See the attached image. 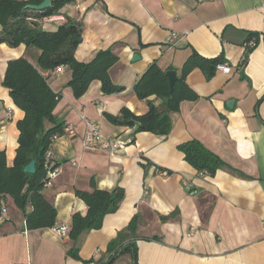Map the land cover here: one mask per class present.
I'll return each instance as SVG.
<instances>
[{
  "label": "crops",
  "instance_id": "1",
  "mask_svg": "<svg viewBox=\"0 0 264 264\" xmlns=\"http://www.w3.org/2000/svg\"><path fill=\"white\" fill-rule=\"evenodd\" d=\"M58 14L65 21L30 20L51 32L67 23L78 27L74 56L79 62L112 49L119 61L110 77L125 91L104 95L101 83L94 81L76 99L67 86L71 73L65 68L52 74L51 88L62 95L55 114L64 127L75 129L73 138L53 145L60 174L43 192L57 211L56 225L29 229L9 199V220L0 225V264H104L109 243L136 216L137 264H264V0H73ZM173 33L179 38L170 47L167 39ZM253 34L259 44L244 65ZM193 52L206 59L223 56L232 72L217 69L207 80L200 69L192 71L187 84L200 98L183 102L172 114L168 136L135 134V127L114 125L106 117L119 116L123 109L142 116L151 104L161 108L156 96L139 99L136 83L153 64L180 76ZM39 55L24 45L0 43V149L9 167L25 114L3 86L5 74L9 62L25 57L37 65ZM82 116L123 148L114 153L84 150ZM193 140L224 162L215 176L199 173L178 149ZM92 181L102 191L122 188L125 199L100 230L83 234L76 258L68 255L74 245L70 235L60 237L54 228H71L74 214L87 215L76 192H92ZM113 264H134L133 253Z\"/></svg>",
  "mask_w": 264,
  "mask_h": 264
},
{
  "label": "trees",
  "instance_id": "2",
  "mask_svg": "<svg viewBox=\"0 0 264 264\" xmlns=\"http://www.w3.org/2000/svg\"><path fill=\"white\" fill-rule=\"evenodd\" d=\"M45 0H0V43H7L13 48L22 45L40 52L37 65L27 58L9 62L3 86L9 91L10 97L25 116L18 123L19 146L12 167L8 166L5 151L0 149V201L13 200L16 208L25 218L29 229L53 228L57 221V211L53 204L44 197V182L46 178L45 155L51 148L52 139L64 132V124L60 123L55 111L62 99L60 93L51 88L53 72L64 67L71 73L68 87L72 89L76 99L82 98L94 81L102 85L104 95L120 94L125 91L122 86L115 85L110 77V70L117 64L119 58L112 49L99 52L92 61L82 63L76 60L74 53L78 43L74 38H80L78 27L67 23L57 31H45L40 24L30 19L42 20L56 15L73 0H51V8L44 12L27 10L28 5H40ZM36 25V26H35ZM257 38L253 34L250 36ZM259 44L257 42L256 47ZM247 47L242 64H246L250 53L256 48ZM227 62L223 56L216 59H206L193 52L184 63L180 76L174 87L173 97L169 95V80L167 71L153 64L136 83L134 91L141 100L156 96L161 100V108L151 104L148 113L135 116L129 110L123 109L119 116H106L117 126L135 127V134L150 132L159 136H168L172 130L173 113L180 110L183 102H195L199 95L187 84V77L195 69H200L211 80L218 66ZM185 160L199 173L211 177L222 169L224 162L201 142L193 140L178 147ZM32 161H36L35 174H27L24 169ZM146 170L147 166L143 165ZM92 192L77 191L76 195L88 207L86 216L77 213L72 217L70 238L74 242L68 255L78 258L80 238L93 230H100L107 215L116 213L125 199L122 188L112 192L97 189L92 181ZM30 208V210H29ZM1 213V210H0ZM171 217V216H170ZM170 217H163L166 221ZM139 228V218L134 217L130 224L108 245L110 255L104 264H113L127 253H133L134 264H137L135 241ZM154 240L157 237L152 238Z\"/></svg>",
  "mask_w": 264,
  "mask_h": 264
},
{
  "label": "built area",
  "instance_id": "3",
  "mask_svg": "<svg viewBox=\"0 0 264 264\" xmlns=\"http://www.w3.org/2000/svg\"><path fill=\"white\" fill-rule=\"evenodd\" d=\"M45 21L53 22V21H65V19L60 16L59 14L46 17L44 18ZM179 36L177 34H171L167 39V44L170 47L175 46V43ZM258 42L257 38H252L248 43L247 47L254 48L256 47ZM65 70L64 67L57 68L53 75L58 76L61 73H63ZM218 70L225 74H230L232 72V68L228 62H225L218 66ZM82 122L84 123L85 130L84 135L82 138V147L84 150H102L107 151L110 153H114L119 151L123 148V144L118 139H107L103 136L101 127L98 123L93 122L89 120L86 116L81 117ZM75 136V129L73 126L69 125L64 128V132L60 136H55L52 139V145L51 148L48 150V152L45 155V170L47 172L46 178L43 180L44 182V188L49 187L52 184V181H54L60 174V169L55 165L54 162V155L52 151V147L55 144L56 141H58L60 138L69 137L73 138ZM204 174V173H203ZM186 187L188 189H191V186L189 183H186ZM192 191V190H191ZM194 193H196L194 191ZM0 225L5 223L7 220H9L8 214V203L5 199H2L0 201ZM54 232L58 234L60 237H68L71 232V228L67 226L62 227H55Z\"/></svg>",
  "mask_w": 264,
  "mask_h": 264
},
{
  "label": "water",
  "instance_id": "4",
  "mask_svg": "<svg viewBox=\"0 0 264 264\" xmlns=\"http://www.w3.org/2000/svg\"><path fill=\"white\" fill-rule=\"evenodd\" d=\"M52 1L51 0H45L40 5H28L26 6L27 10L35 11V12H44L45 10L51 8ZM36 26V25H35ZM80 42L79 37L74 38V43ZM134 59H138V56H135ZM167 77L169 80V95L173 97L174 93V87L178 80L177 72L174 70H170L167 72ZM234 106V101H230L228 103V107L232 109ZM25 173L27 174H35L36 172V161H32L26 168L24 169Z\"/></svg>",
  "mask_w": 264,
  "mask_h": 264
},
{
  "label": "rangeland",
  "instance_id": "5",
  "mask_svg": "<svg viewBox=\"0 0 264 264\" xmlns=\"http://www.w3.org/2000/svg\"><path fill=\"white\" fill-rule=\"evenodd\" d=\"M60 13V12H59ZM29 210H30V208H29Z\"/></svg>",
  "mask_w": 264,
  "mask_h": 264
}]
</instances>
